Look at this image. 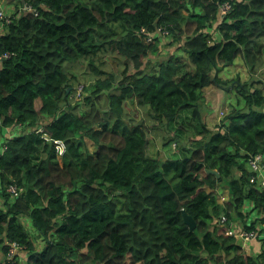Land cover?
I'll return each instance as SVG.
<instances>
[{
	"label": "trees",
	"instance_id": "16d2710c",
	"mask_svg": "<svg viewBox=\"0 0 264 264\" xmlns=\"http://www.w3.org/2000/svg\"><path fill=\"white\" fill-rule=\"evenodd\" d=\"M22 3L37 16L23 12L0 34V264L8 242L22 247L24 264H264V189L248 165L256 155L264 162L263 82L219 77L237 58L249 75L264 68V0H16ZM223 3L231 11L219 22ZM159 27L193 70L181 72L172 60L149 70L145 60L169 42H147L141 31ZM107 48L122 60L118 81L96 65ZM82 58L103 78L89 88L94 98H82L90 110L79 115L64 65ZM209 86L232 87L243 102L215 129L200 114ZM102 91L115 118L96 109ZM134 100L147 107L146 118L128 123L125 103ZM189 114L192 129L181 125L172 139L180 151L157 157L153 131ZM16 126L8 138L4 129ZM55 141L64 144L61 157ZM11 184L23 189L16 198ZM240 231L258 234L259 253L242 247Z\"/></svg>",
	"mask_w": 264,
	"mask_h": 264
},
{
	"label": "rangeland",
	"instance_id": "374dc122",
	"mask_svg": "<svg viewBox=\"0 0 264 264\" xmlns=\"http://www.w3.org/2000/svg\"><path fill=\"white\" fill-rule=\"evenodd\" d=\"M3 31L4 27L0 26V34L3 33ZM170 38L171 36L168 35L164 39L165 42H169ZM171 41L168 44L162 46V50L160 51L161 53L157 54L156 57L150 58V61L148 59L145 60L146 66L150 71L157 70L159 64L165 63L168 60L176 61L181 67V72L193 70V67L190 65V61L187 58V55L182 51L179 42L171 43ZM121 62L122 60L118 58V55L115 52H112L109 48H107V51L99 54L96 59V65L99 67V69L104 71L106 74H112L113 76H115V78H117V81L121 79L120 74L123 70ZM64 67L67 71H69L71 76H73L74 86L84 87V99L88 97L94 98V96L91 95V91L89 90V88L95 83L98 77H103L96 75L95 71L91 67H89L88 60L86 58H82L74 63H66ZM260 69H258L253 75H249L242 59L237 58L233 65L228 66V74L226 76L228 80L240 78V81L242 82H253L257 81L258 79L263 81L264 70L260 71ZM225 73L226 71H224L222 75H224ZM260 87H264V83L260 84ZM212 89L213 91L211 92ZM203 94L204 104L201 107L200 114L202 116V121L210 129H215L216 126L221 124L224 117L229 115L232 110L241 109V107L243 106L241 97L232 87L223 90L219 89L216 86H212L211 89L209 87L207 91L204 90ZM107 95V91H102L99 94V98L96 99V109L100 111L103 110L107 113L109 112L110 116L115 118V114L110 111L109 99ZM84 99L77 102H72V105L79 106V108L76 110V113L79 115L87 113L90 110V106L85 105ZM90 101L92 102L91 99ZM38 107L39 104L37 103L36 108L38 109ZM143 109L144 107H140L135 100L133 101V103H125L124 110L126 114L124 113L123 117L128 123H131L132 121L138 122L139 120L146 118L145 112L144 114H142ZM189 117L191 118V121L193 123H196V120L192 118L191 114L187 115V117L181 115L175 121L167 124V126L164 125V127L160 128L159 131L162 136L158 138L157 141H154L153 145V151L157 157H173L178 153L179 144L177 142L175 144V140L172 139H176L174 133L177 129L181 128V125L183 129H192V126L189 124ZM96 128H98L97 125ZM10 130H8V132L6 133V136L8 138L10 137ZM182 136L184 137V140H186V137L191 136V134L190 132H186ZM89 144L87 145V149L90 153H92L95 147ZM181 145L182 144H180V146Z\"/></svg>",
	"mask_w": 264,
	"mask_h": 264
},
{
	"label": "built area",
	"instance_id": "2783aa9c",
	"mask_svg": "<svg viewBox=\"0 0 264 264\" xmlns=\"http://www.w3.org/2000/svg\"><path fill=\"white\" fill-rule=\"evenodd\" d=\"M219 10H220L219 22H220L231 11V5L229 3L220 4ZM23 12L32 13L34 16H37L36 10L31 5H28L25 3H22L16 11L14 10L10 12L5 11V9L1 8L0 6V26L9 25L15 18H17ZM141 32L146 36L147 42H151L155 39H158L161 41L162 39L168 36V31L162 27L157 28L156 31L152 35L148 34L144 30H142ZM11 55L12 54L5 53L4 55H2V58L6 59V58H9ZM73 91H74L73 98L72 97L70 98L74 101L82 100V98L84 97V87L77 86L75 87ZM20 127L21 126L13 127L10 130V132L13 130V131H16V132H13V134H18V129ZM4 130H5L4 133L8 132L7 129H4ZM37 131L43 134V138H45L46 140H50L48 134L44 130L43 125L38 126ZM54 146L56 148L57 155L61 157L65 152V147H64L63 142L55 141ZM4 151H5V147L2 148L1 152H4ZM248 165H249L250 170L255 173L252 179L258 181L259 186L264 189V178H261L262 173L264 172L263 156L261 155L252 156L248 161ZM9 191L12 197L16 198L23 192V189L16 186L15 184H11L9 186ZM225 222H226V217L221 216V223L224 224ZM228 234L235 235L233 230L228 232ZM236 235L242 241L243 245L253 243L258 238L257 236L258 234L253 231H240V232H237ZM7 244H9V249L5 256L6 264H13L17 256V252L19 250H22V247H20L19 244H17L16 242H8Z\"/></svg>",
	"mask_w": 264,
	"mask_h": 264
},
{
	"label": "crops",
	"instance_id": "0c3cea01",
	"mask_svg": "<svg viewBox=\"0 0 264 264\" xmlns=\"http://www.w3.org/2000/svg\"><path fill=\"white\" fill-rule=\"evenodd\" d=\"M3 4V5H2ZM2 5V6H1ZM16 0H8V1H5V2H1L0 3V6H1V8H4L5 9V11H7V12H10V11H14V9L16 8ZM17 6H19V5H17ZM2 34V33H1ZM233 67V66H232ZM264 70V68L262 69L261 68V70L260 71H263ZM224 71H226V73L224 74V75H222V73H224ZM248 72V71H247ZM228 74V67H227V70H226V68L225 69H223L220 73H219V77L220 78H222V79H224V80H228V78H227V75ZM258 80H260V79H258ZM263 83H264V80L262 81ZM210 87V89L212 88V86H209ZM209 87H207V88H205L204 90H206L207 91V89L209 88ZM214 87V86H213ZM220 89V88H219ZM213 91V89L211 90V92ZM146 110H147V107H145L144 106V109H143V112H142V114H144V112H145V117H146ZM154 133L152 134L153 136H154V138L156 139V140H158V138H160L161 136H162V134L160 133V131L159 130H155V131H153ZM261 178H264V172L262 173V177ZM1 200H0V205H1ZM247 207H249V206H247ZM252 217H254V216H252ZM23 224H24V226L30 231V233H31V235H32V237H35L36 235H37V233H36V231L34 230V228H32V226H31V224H30V221L28 220V219H23ZM259 227V229L261 230V229H263L264 228V225H260V226H258ZM262 237H264L263 235H262ZM41 240H42V238H39V239H36L35 238V241H36V244L37 245H39V247L38 248H41V244H42V242H41ZM242 247L245 249V250H247V252H250V253H259V251H260V243L259 242H253V243H250V244H246V245H243L242 244ZM1 250V249H0ZM3 258V252H1L0 251V260ZM25 260H26V253H24L22 250L17 254V256H16V259H15V261L16 262H18V264H24L25 263ZM4 261V260H3ZM2 261V262H3Z\"/></svg>",
	"mask_w": 264,
	"mask_h": 264
},
{
	"label": "water",
	"instance_id": "95a60500",
	"mask_svg": "<svg viewBox=\"0 0 264 264\" xmlns=\"http://www.w3.org/2000/svg\"><path fill=\"white\" fill-rule=\"evenodd\" d=\"M212 173H215L217 176L218 174L215 171H212ZM183 221L186 225L189 226L190 230H194L196 227L195 221L192 219L191 216L184 214L183 215Z\"/></svg>",
	"mask_w": 264,
	"mask_h": 264
},
{
	"label": "clouds",
	"instance_id": "9594fccd",
	"mask_svg": "<svg viewBox=\"0 0 264 264\" xmlns=\"http://www.w3.org/2000/svg\"><path fill=\"white\" fill-rule=\"evenodd\" d=\"M19 7H20V6H18V8H19ZM18 8H17V9H18ZM17 9H16V10H17ZM16 10H15V11H16ZM3 27H4V26H3Z\"/></svg>",
	"mask_w": 264,
	"mask_h": 264
}]
</instances>
